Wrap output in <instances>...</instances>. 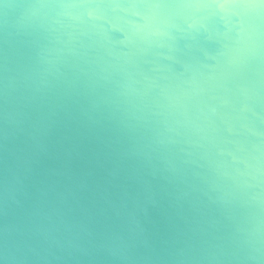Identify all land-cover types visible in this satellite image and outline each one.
I'll return each instance as SVG.
<instances>
[{
    "label": "water",
    "instance_id": "water-1",
    "mask_svg": "<svg viewBox=\"0 0 264 264\" xmlns=\"http://www.w3.org/2000/svg\"><path fill=\"white\" fill-rule=\"evenodd\" d=\"M151 3L212 0H0V241L8 228L88 225L138 228L162 248L180 241L200 249L227 243L242 219L259 221V207L225 208L210 195L213 185L227 194L238 184L245 185L238 193L264 195V20L258 46L247 36L237 45L235 30L212 9L180 8L173 12L181 29L205 17L207 29L153 37L152 46L129 43L148 12L130 6ZM40 4L91 7H30ZM37 37L54 49L46 74L30 43ZM123 70L135 93L118 94ZM167 127H179L170 134L176 143L152 151ZM10 146L22 158L24 182L9 206ZM253 157L259 175L248 167Z\"/></svg>",
    "mask_w": 264,
    "mask_h": 264
},
{
    "label": "clouds",
    "instance_id": "clouds-1",
    "mask_svg": "<svg viewBox=\"0 0 264 264\" xmlns=\"http://www.w3.org/2000/svg\"><path fill=\"white\" fill-rule=\"evenodd\" d=\"M30 7L63 9L91 6L40 4ZM130 7L145 8L148 12L143 16L144 24L132 28V35L128 37V42L133 44L139 42L147 46L155 43L153 37L166 36L174 39V31H190L197 28L196 23H188L185 29H181L174 19L173 10L175 9L188 7L212 9L211 15L219 14L228 25L229 31L235 30L237 45L242 44L244 37L247 36L254 47L258 46L256 41L260 36L261 21L264 20V13L261 12L264 6L247 3L226 5L151 3L134 4ZM87 15L92 17L93 13L89 11ZM136 15L141 14L136 12ZM157 15L167 17L163 26L154 24L153 21ZM232 16L238 18L235 24L230 23L229 18ZM206 19L207 17L199 22L197 30L207 29V25L203 22ZM25 35L27 36V33ZM46 39L47 37H37L30 40V43L34 45L35 59L41 67L42 74L48 72L49 54L54 50L49 47L51 41L43 42ZM131 75L127 70H123L124 79L118 85V94L135 93ZM178 128L167 127L164 132L158 133L153 140L155 147L149 146L151 150L154 152L169 151L168 146L176 143L175 140L170 139V134H178ZM6 141L12 145L10 136L6 137ZM253 159L256 163L248 167L259 175L261 173L260 160L257 157ZM196 161H182L181 163L188 164ZM166 163L171 171L177 170V165L172 160H167ZM147 164H151L150 155ZM22 167V158L17 155L14 147L10 146L6 155L4 183L5 201L9 206L22 190L24 182ZM244 187L245 185L238 184L231 193L225 194L217 191V187L213 185L212 191L217 194L213 196L208 191L206 192L210 198L214 197V202L225 208H236L239 204L246 209L254 207L260 209L258 222H255L251 216L240 220L234 226L227 243L224 244L210 243L200 249H189L182 242L176 241L162 248L153 241L149 234L138 228H129L120 232H101L88 225L65 227L63 230L55 227L37 228L34 232H21L8 228L0 241V264H186L191 259H207L216 261L218 264H225V262L226 264H264V215H262L264 214V195L237 192L236 189ZM246 187L251 188L253 185H246Z\"/></svg>",
    "mask_w": 264,
    "mask_h": 264
},
{
    "label": "snow or ice",
    "instance_id": "snow-or-ice-1",
    "mask_svg": "<svg viewBox=\"0 0 264 264\" xmlns=\"http://www.w3.org/2000/svg\"><path fill=\"white\" fill-rule=\"evenodd\" d=\"M212 3L219 5H226L232 3H247L264 6V0H212Z\"/></svg>",
    "mask_w": 264,
    "mask_h": 264
}]
</instances>
